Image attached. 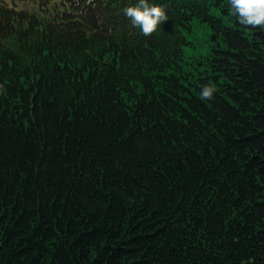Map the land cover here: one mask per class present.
<instances>
[{
    "label": "trees",
    "instance_id": "1",
    "mask_svg": "<svg viewBox=\"0 0 264 264\" xmlns=\"http://www.w3.org/2000/svg\"><path fill=\"white\" fill-rule=\"evenodd\" d=\"M148 3L0 0V264H264V28Z\"/></svg>",
    "mask_w": 264,
    "mask_h": 264
},
{
    "label": "clouds",
    "instance_id": "2",
    "mask_svg": "<svg viewBox=\"0 0 264 264\" xmlns=\"http://www.w3.org/2000/svg\"><path fill=\"white\" fill-rule=\"evenodd\" d=\"M232 14L240 24L253 28H264V0H229ZM134 27H139L145 37H150L158 25L168 20L166 12L159 6L150 5L148 0H137V4L123 9ZM214 89L204 86L202 97L211 100Z\"/></svg>",
    "mask_w": 264,
    "mask_h": 264
}]
</instances>
